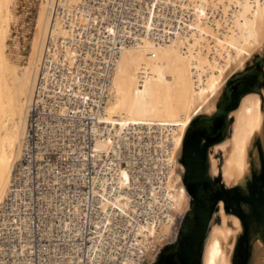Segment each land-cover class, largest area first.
Here are the masks:
<instances>
[{
    "label": "bare ground",
    "instance_id": "bare-ground-1",
    "mask_svg": "<svg viewBox=\"0 0 264 264\" xmlns=\"http://www.w3.org/2000/svg\"><path fill=\"white\" fill-rule=\"evenodd\" d=\"M19 5L0 0V264L38 260L37 230L40 264H79L85 235L92 262L264 264V0H41L26 59ZM34 144L67 170L33 176Z\"/></svg>",
    "mask_w": 264,
    "mask_h": 264
},
{
    "label": "built area",
    "instance_id": "built-area-1",
    "mask_svg": "<svg viewBox=\"0 0 264 264\" xmlns=\"http://www.w3.org/2000/svg\"><path fill=\"white\" fill-rule=\"evenodd\" d=\"M41 110L43 112H47V109L41 108ZM74 111H76L75 108L71 109V111H69V112L74 113ZM87 120H90V118L88 117ZM35 148H36V144H34V155L31 157V161H30L31 162V167H32L31 174L33 176L37 177V175H38L37 168H38V166L41 165V164H39L40 162L49 163V162L52 161V162L56 163V166H59V167L63 168L64 171L67 170L68 162L70 160V155H67L66 153L61 154L62 152L55 151V150H52V151L48 150V151H44L43 155L37 156V154L35 153ZM91 154H92V152H91ZM91 171H93V165H91V169L87 173H89ZM61 185L62 184H58V186H56V184H52V186H54V187H59ZM66 186L68 188H70V189L73 188L71 183H66ZM37 188H39V186L38 185H34V189L37 190ZM86 190L88 191V186L84 185L83 186V192L86 193L87 192ZM87 195H89V194H87ZM82 204H83V209H84L85 218H86V216H89L90 207L84 201H82ZM31 210L33 211L32 214L34 215V218L32 220V226L33 227L35 226L37 228V226H38L37 211H36L35 207H32ZM81 225H82V228L85 230V232H90V231H95L96 230V224L91 219H85V220L81 221ZM58 238H61V236H57V235L56 236H52L51 239L53 241H57ZM74 238L69 239V240H73ZM78 238H76L75 240H78V244H79V248L76 247V249H78L77 250V254L81 258L79 264H120L119 260L124 255V253H125L124 250H125L126 247H120L119 251H117L120 256L116 257V258H110L107 255L103 256L102 253H98L99 252V248L95 247V250H93V254H95V257H93V258L94 259L96 258V260H95V262H92L91 259L89 258L91 250H89V248H88V246L92 244L91 238L87 237L86 235L85 236H81V237L78 236ZM32 240H33L32 246L34 247L33 248L34 259H38V260H34L33 264H40L39 263V259H40L39 256H40V253H41V251H40L41 244L47 242L48 240L49 241H51V240H50V238L40 237L38 230L36 231V233H34V232L32 233ZM62 240L65 241L64 239H62ZM129 240H130V234H127V238L125 240V244H128ZM94 241H96V240H94ZM64 248L65 247H62V251H66V249H64ZM99 254H101V255L97 259V256ZM44 255L48 256V252L44 251ZM65 256L67 258L68 256H70V254L66 253ZM73 261L74 260H70L67 263L64 261L62 263H52V264H75ZM45 264H49V263H45Z\"/></svg>",
    "mask_w": 264,
    "mask_h": 264
},
{
    "label": "rangeland",
    "instance_id": "rangeland-1",
    "mask_svg": "<svg viewBox=\"0 0 264 264\" xmlns=\"http://www.w3.org/2000/svg\"><path fill=\"white\" fill-rule=\"evenodd\" d=\"M40 2L41 0H20L19 14H21L24 19L22 18V20H20L21 23L18 26V35L20 36L22 46L21 49L24 59L27 58L30 52L31 40L36 29V19L38 16Z\"/></svg>",
    "mask_w": 264,
    "mask_h": 264
}]
</instances>
